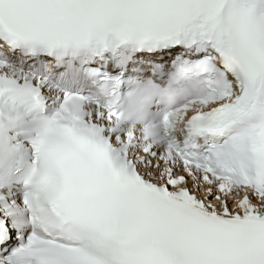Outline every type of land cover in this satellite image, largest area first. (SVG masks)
I'll return each mask as SVG.
<instances>
[{"label": "snow or ice", "instance_id": "snow-or-ice-1", "mask_svg": "<svg viewBox=\"0 0 264 264\" xmlns=\"http://www.w3.org/2000/svg\"><path fill=\"white\" fill-rule=\"evenodd\" d=\"M0 264H264V0H0Z\"/></svg>", "mask_w": 264, "mask_h": 264}, {"label": "clouds", "instance_id": "clouds-1", "mask_svg": "<svg viewBox=\"0 0 264 264\" xmlns=\"http://www.w3.org/2000/svg\"><path fill=\"white\" fill-rule=\"evenodd\" d=\"M118 30L117 25L109 26L110 33H116ZM147 79L134 77L132 86L123 91V100L118 98L119 110L122 113L121 119L142 129H147L150 126L154 128L159 124L154 117H150L149 124H145L142 119L144 113L154 111L157 106L171 107L167 94H147L151 89V85H148Z\"/></svg>", "mask_w": 264, "mask_h": 264}]
</instances>
